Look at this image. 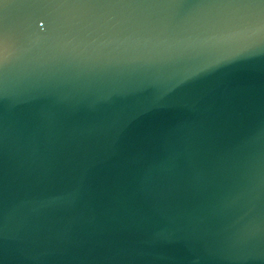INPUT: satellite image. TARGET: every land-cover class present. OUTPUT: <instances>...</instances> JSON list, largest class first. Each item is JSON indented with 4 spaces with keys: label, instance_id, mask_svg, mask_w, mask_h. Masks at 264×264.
I'll return each instance as SVG.
<instances>
[{
    "label": "water",
    "instance_id": "1",
    "mask_svg": "<svg viewBox=\"0 0 264 264\" xmlns=\"http://www.w3.org/2000/svg\"><path fill=\"white\" fill-rule=\"evenodd\" d=\"M0 264H264V4L0 0Z\"/></svg>",
    "mask_w": 264,
    "mask_h": 264
},
{
    "label": "snow or ice",
    "instance_id": "2",
    "mask_svg": "<svg viewBox=\"0 0 264 264\" xmlns=\"http://www.w3.org/2000/svg\"><path fill=\"white\" fill-rule=\"evenodd\" d=\"M249 2H254V0H249ZM259 3L264 4V0H259Z\"/></svg>",
    "mask_w": 264,
    "mask_h": 264
}]
</instances>
